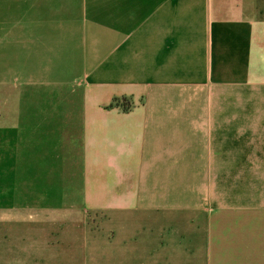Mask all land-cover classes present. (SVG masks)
Instances as JSON below:
<instances>
[{
    "label": "crops",
    "instance_id": "crops-1",
    "mask_svg": "<svg viewBox=\"0 0 264 264\" xmlns=\"http://www.w3.org/2000/svg\"><path fill=\"white\" fill-rule=\"evenodd\" d=\"M0 264H264V0H0Z\"/></svg>",
    "mask_w": 264,
    "mask_h": 264
}]
</instances>
